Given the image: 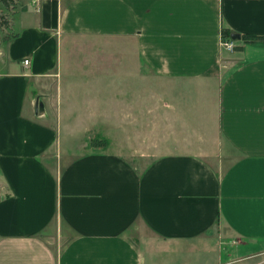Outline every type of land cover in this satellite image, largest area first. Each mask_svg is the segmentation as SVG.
<instances>
[{
  "label": "crops",
  "instance_id": "obj_1",
  "mask_svg": "<svg viewBox=\"0 0 264 264\" xmlns=\"http://www.w3.org/2000/svg\"><path fill=\"white\" fill-rule=\"evenodd\" d=\"M12 17L0 264H264V42L243 39L264 35V0H23ZM105 127L160 142L134 164L84 144Z\"/></svg>",
  "mask_w": 264,
  "mask_h": 264
},
{
  "label": "rangeland",
  "instance_id": "obj_2",
  "mask_svg": "<svg viewBox=\"0 0 264 264\" xmlns=\"http://www.w3.org/2000/svg\"><path fill=\"white\" fill-rule=\"evenodd\" d=\"M23 0H16L17 6L16 7H9L8 9H4L0 6V13L3 14L6 17V24H2L0 22V43L1 40L8 36L7 34H10V21L13 18L14 10L18 8V6L22 3ZM152 82L153 79H152ZM147 131L150 132L151 130H154L155 124L152 123L148 125ZM105 128H101L102 134L100 137H89L86 138L84 141V144L90 142L93 145H102L107 148V150H113L114 152L119 153L123 158H125L127 161L133 162L134 164H143L144 161L141 160V158L150 159V156H143V153H146L150 150L151 146H156V143L160 142V139L156 140L152 137L149 139V134L147 133V137H144L142 139L138 140H128L124 139L121 134L114 131L112 132V135L107 134L105 132ZM104 132V133H103ZM117 133V134H116ZM115 134V135H113ZM82 130L80 128L79 133L74 134L73 137L81 138L82 136ZM105 135V138L103 137ZM71 141V140H70ZM77 142V141H76ZM166 141L163 142V145L165 146ZM192 142L198 143L199 140H194ZM78 150V149H77ZM162 150H165V147L162 148ZM142 154V156H141Z\"/></svg>",
  "mask_w": 264,
  "mask_h": 264
},
{
  "label": "trees",
  "instance_id": "obj_3",
  "mask_svg": "<svg viewBox=\"0 0 264 264\" xmlns=\"http://www.w3.org/2000/svg\"><path fill=\"white\" fill-rule=\"evenodd\" d=\"M16 0H0V6L3 7L4 9H8L9 7H16L17 5ZM0 22H2V24H6V17L0 13ZM230 31L226 28H222L221 30V38H226L229 36ZM8 36L10 34H7ZM15 36V35H14ZM243 39L245 41H261L264 42V35H248L245 34L243 35ZM236 48V47H235Z\"/></svg>",
  "mask_w": 264,
  "mask_h": 264
},
{
  "label": "built area",
  "instance_id": "obj_4",
  "mask_svg": "<svg viewBox=\"0 0 264 264\" xmlns=\"http://www.w3.org/2000/svg\"><path fill=\"white\" fill-rule=\"evenodd\" d=\"M221 46L228 51H233L235 49L234 40L230 37L221 38ZM23 63H24V65H27L29 63V60L24 59Z\"/></svg>",
  "mask_w": 264,
  "mask_h": 264
},
{
  "label": "water",
  "instance_id": "obj_5",
  "mask_svg": "<svg viewBox=\"0 0 264 264\" xmlns=\"http://www.w3.org/2000/svg\"><path fill=\"white\" fill-rule=\"evenodd\" d=\"M239 36H240V35L237 34V33H236V34H232V38H239Z\"/></svg>",
  "mask_w": 264,
  "mask_h": 264
}]
</instances>
